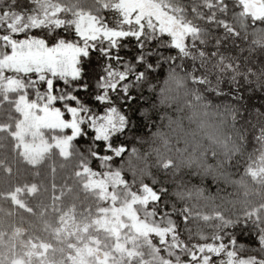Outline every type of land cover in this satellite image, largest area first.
I'll return each instance as SVG.
<instances>
[{"label":"snow or ice","instance_id":"snow-or-ice-1","mask_svg":"<svg viewBox=\"0 0 264 264\" xmlns=\"http://www.w3.org/2000/svg\"><path fill=\"white\" fill-rule=\"evenodd\" d=\"M9 5L0 9L7 17L0 20V70L22 73L31 98L50 96L73 138L90 132L98 161L121 160L117 183L128 197L122 226L131 224L170 264H264V200L234 215L214 196L191 201L193 191L198 199L203 193L193 177L215 180L225 168L239 171L235 182L245 196V177L264 186V0H97L95 11L79 0H45L43 11L15 8L30 16L22 26L8 16L15 0ZM181 95L211 109L230 131L207 129L198 153L188 151L187 140L173 146L153 132L156 104ZM145 125L161 135L150 151L162 176L147 165L148 153L129 143L142 139ZM249 140L254 146L246 151ZM193 163L187 180L175 179L182 164ZM125 167L148 179L130 184ZM244 229L252 242L238 240Z\"/></svg>","mask_w":264,"mask_h":264},{"label":"trees","instance_id":"trees-1","mask_svg":"<svg viewBox=\"0 0 264 264\" xmlns=\"http://www.w3.org/2000/svg\"><path fill=\"white\" fill-rule=\"evenodd\" d=\"M45 0H15V7L8 13L18 26L31 22L29 15L21 16L15 8L38 9L43 11ZM70 3L71 0H63ZM223 0H217L222 3ZM84 8H97V0H79ZM9 5V0H0V9ZM7 17H0V20ZM237 23L239 18L237 17ZM251 40V34H248ZM13 76L17 78L13 80ZM160 77L163 73L159 74ZM26 77L20 74H8L0 70V264H170L162 249L157 250L142 233H137L131 224L114 230L102 227L98 219L115 207L123 208L127 203V186L117 183L116 170L121 167L117 159L111 165L101 158L98 161L92 154V134L88 137L69 140V152L64 148L47 146L42 153L27 152L23 147V135L27 140L38 134L32 124L26 132L17 128L25 126L18 109L17 98L26 97L31 102L44 100V94L38 99L31 98L30 89H26ZM153 100L156 96L153 94ZM182 95L166 103H157L150 115L153 132L157 129L167 136L175 146L177 141L183 144L188 141V151H201V145L208 143L205 131L213 125L224 133L230 131L227 123L220 124L221 117L210 109L204 112L196 101L192 105L185 103ZM206 124L201 129L200 124ZM21 129V128H19ZM36 129V128H35ZM49 129V128H48ZM50 130V129H49ZM42 135L44 142L50 143L49 131ZM18 132V133H17ZM139 135L140 140L132 138L129 143L135 144L141 153H148L146 162L155 175H163L157 167L156 156L150 151L161 143V135H153L145 125ZM248 141L246 151L253 147ZM256 147H259L256 145ZM241 157L236 156L235 159ZM211 162V161H210ZM196 168L181 165L175 179H188L187 173ZM230 173V174H229ZM239 171L225 168L224 175L215 180L211 176L193 177L192 183L201 185L203 193L198 199L193 191L191 201L204 203L203 196L215 197L229 214H236L245 207L253 208L264 200V186L249 176L247 181L248 195L235 182ZM123 176L130 184L148 179L147 175L135 176L123 168ZM171 179V176L169 177ZM173 185L170 184V187ZM259 189V190H258ZM127 221V218L124 219ZM205 233L212 229L201 224ZM248 229L240 231L238 240L252 242ZM117 245L118 241H127ZM129 243L128 251L125 246Z\"/></svg>","mask_w":264,"mask_h":264},{"label":"rangeland","instance_id":"rangeland-1","mask_svg":"<svg viewBox=\"0 0 264 264\" xmlns=\"http://www.w3.org/2000/svg\"><path fill=\"white\" fill-rule=\"evenodd\" d=\"M16 101L18 109L26 121L25 126L21 125L20 127L19 125L17 131L21 133L26 132L25 130L27 127H31L28 126L27 123L30 125L32 124V126L36 128L33 129L38 131L37 136L35 138L29 137V140H27L28 135H23L22 144L27 152L34 153L33 151L37 150L42 153L44 149L50 145L55 149L67 146L64 148V152H69L68 147L71 143L69 140L74 136V133H69L67 129V122L63 119L59 110L56 109L55 106H49L46 101L42 100H38V102H31L26 97H23V99L22 97L17 98ZM47 130L53 131L48 137L51 141L50 143H48L47 140L44 142V139L42 138V135H45V133L48 132ZM76 130L78 131V129ZM124 211V207H115L110 211L107 210L106 214L98 219V223L102 227L109 226L114 230L118 229L117 226L124 227L122 226V221H125V218L128 220V216L123 215ZM129 240L131 239H128L127 241H118L117 245H122ZM125 247L126 248L124 249L128 251L129 243Z\"/></svg>","mask_w":264,"mask_h":264}]
</instances>
